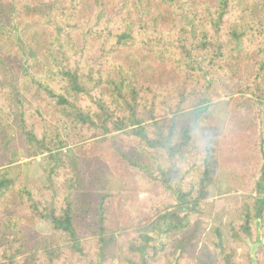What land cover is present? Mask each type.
<instances>
[{"label":"trees","instance_id":"16d2710c","mask_svg":"<svg viewBox=\"0 0 264 264\" xmlns=\"http://www.w3.org/2000/svg\"><path fill=\"white\" fill-rule=\"evenodd\" d=\"M258 232L264 0H0V264H238Z\"/></svg>","mask_w":264,"mask_h":264},{"label":"rangeland","instance_id":"374dc122","mask_svg":"<svg viewBox=\"0 0 264 264\" xmlns=\"http://www.w3.org/2000/svg\"><path fill=\"white\" fill-rule=\"evenodd\" d=\"M130 1L131 0H128L129 3H130ZM128 55L131 58H134V59L139 60L141 62L142 69L147 75H151L154 77L159 76L160 73L154 66H152L151 64H149L147 62L141 61L139 59V57L132 52H130ZM228 98H229V93L226 90L222 89L219 91V94L217 97L218 101L223 102V101L227 100ZM215 115L222 117L223 113L222 112H215ZM17 153H18V160H19L18 163H20V164L26 163V166H24V168H27L31 175H33L35 177H41L40 166L42 163V157L36 156V157L26 159L22 156L20 148H18ZM134 179L136 180V186L138 189L126 201L125 208L129 212V214L133 217H147L148 216L147 212L142 211L140 205L142 203L148 202L150 200L151 201L154 200V194H153L152 186L146 179H144L139 174H136ZM170 205H173V202L170 203ZM36 229L38 231L44 233V234L49 233V226L45 222L38 223L36 225ZM151 237L153 238L154 242H156L160 238L156 231L151 233ZM256 240L257 241L255 243L249 244V255L251 257L250 262L243 261L239 257L238 258V264H256L255 258H254V253L256 250V246L259 243L264 242V234L261 232H258ZM122 241H123V238L119 237V242L121 243Z\"/></svg>","mask_w":264,"mask_h":264}]
</instances>
